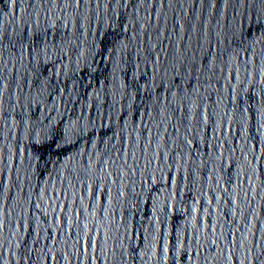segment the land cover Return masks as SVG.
Returning <instances> with one entry per match:
<instances>
[{"label": "water", "instance_id": "water-1", "mask_svg": "<svg viewBox=\"0 0 264 264\" xmlns=\"http://www.w3.org/2000/svg\"><path fill=\"white\" fill-rule=\"evenodd\" d=\"M105 2L0 0V264H241L264 246L260 0L242 45L223 38L234 0H143L139 91L106 55L74 88L57 45L99 34ZM33 69H55L50 94ZM53 105L68 142L36 135Z\"/></svg>", "mask_w": 264, "mask_h": 264}, {"label": "clouds", "instance_id": "clouds-1", "mask_svg": "<svg viewBox=\"0 0 264 264\" xmlns=\"http://www.w3.org/2000/svg\"><path fill=\"white\" fill-rule=\"evenodd\" d=\"M109 4L112 6L111 12L108 11ZM143 6V0H106L102 7L98 5V8L103 12V15H100L97 19L100 25L99 34L93 33L90 36H84L83 34L71 32L61 36L60 43L57 45L59 53L67 55L71 51L74 56V58L70 57L74 67L69 69L68 66H64L65 73L71 71L70 79L73 81L74 88L79 82L78 72L81 65L87 67V75L94 78L99 68L98 63L95 62L97 57L106 55L107 62L104 67L108 69V75L105 76V79L111 77L113 81H116L119 80L121 74L125 76L130 74L129 87L136 88L139 91L138 77L144 73L140 65L135 63L131 57L134 53L138 54L141 32L145 30L144 24L146 21L137 14V9ZM231 6L237 12V16L233 18L231 29H226L223 33V38L228 41L230 32L232 36L231 43L242 45L245 37L243 33H239L238 19L245 14V10L249 6L255 7V4L251 3V0H234ZM117 13H121L127 18L128 23L126 26H123L122 21L117 18ZM254 23L264 24V0H260L259 11ZM238 34L240 36L239 40H237ZM101 41H103V44ZM44 51L47 53V46H45ZM147 61L148 58L145 57V63ZM61 64L63 65V61H61ZM32 71L35 73L38 82L42 80L48 82L50 94L53 87L52 81L56 75L55 69L47 77H44L38 69ZM128 94L131 95V92L129 91ZM45 108H47V105H45ZM60 123H62V117L59 116L58 110L53 105L51 111H45L37 117L39 131L36 132V135L39 137L41 133L44 136L50 134L52 137L63 138L64 142H68L70 129L59 126ZM50 163H52L51 159L41 156L38 159L37 167L46 169ZM37 206L40 207L39 204ZM237 254L242 258L241 264H245V262L246 264H264V246L245 247L243 252Z\"/></svg>", "mask_w": 264, "mask_h": 264}, {"label": "snow or ice", "instance_id": "snow-or-ice-1", "mask_svg": "<svg viewBox=\"0 0 264 264\" xmlns=\"http://www.w3.org/2000/svg\"><path fill=\"white\" fill-rule=\"evenodd\" d=\"M50 138H52V136L50 135V134H46L45 136H44V140H48V139H50ZM37 143H40V141H37ZM46 147H47V145H45Z\"/></svg>", "mask_w": 264, "mask_h": 264}]
</instances>
